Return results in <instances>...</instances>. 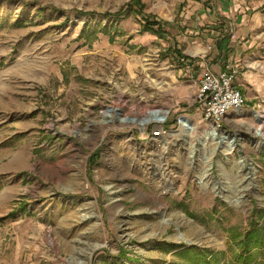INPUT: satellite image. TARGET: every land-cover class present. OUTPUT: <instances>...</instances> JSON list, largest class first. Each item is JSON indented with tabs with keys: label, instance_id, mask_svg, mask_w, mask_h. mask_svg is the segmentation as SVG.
<instances>
[{
	"label": "rangeland",
	"instance_id": "rangeland-1",
	"mask_svg": "<svg viewBox=\"0 0 264 264\" xmlns=\"http://www.w3.org/2000/svg\"><path fill=\"white\" fill-rule=\"evenodd\" d=\"M185 4L0 0V264L177 263L181 248L226 251L227 231L256 216L264 228V91L234 69L243 109L200 122L202 75L185 77L178 42ZM151 109L171 121L159 144L123 129Z\"/></svg>",
	"mask_w": 264,
	"mask_h": 264
},
{
	"label": "crops",
	"instance_id": "crops-1",
	"mask_svg": "<svg viewBox=\"0 0 264 264\" xmlns=\"http://www.w3.org/2000/svg\"><path fill=\"white\" fill-rule=\"evenodd\" d=\"M186 2L179 15L184 20L183 38L178 41L185 48L180 54L186 58L185 77L195 75L194 69L201 75L245 69L253 84L250 91H264V0ZM179 43L173 49L180 51ZM167 81L174 83V79Z\"/></svg>",
	"mask_w": 264,
	"mask_h": 264
},
{
	"label": "built area",
	"instance_id": "built-area-1",
	"mask_svg": "<svg viewBox=\"0 0 264 264\" xmlns=\"http://www.w3.org/2000/svg\"><path fill=\"white\" fill-rule=\"evenodd\" d=\"M236 77L235 71H223L219 73L205 72L202 74L194 96L195 114L202 124H212L220 128L223 120L232 113L240 112L244 107V100L239 90L233 87V80ZM158 110L151 109L147 119L139 116L126 115L124 128L128 133H133V128L142 129L138 139H148L153 144H159L164 137L169 135L171 121L164 115L162 119H155ZM166 114V113H165ZM181 119H186L188 124H193L190 118L182 115L177 119L180 124ZM137 126V127H136ZM173 126V125H172ZM181 126V124H180ZM151 127L144 137L146 129ZM182 129L184 127L181 126ZM188 130V129H184ZM137 134V133H133Z\"/></svg>",
	"mask_w": 264,
	"mask_h": 264
},
{
	"label": "trees",
	"instance_id": "trees-1",
	"mask_svg": "<svg viewBox=\"0 0 264 264\" xmlns=\"http://www.w3.org/2000/svg\"><path fill=\"white\" fill-rule=\"evenodd\" d=\"M160 31L159 28L157 32ZM258 220V216L252 218L243 233L227 231L228 244L224 252L212 253L195 247L181 248L173 254L178 262L171 261L168 264H264V228L258 224Z\"/></svg>",
	"mask_w": 264,
	"mask_h": 264
},
{
	"label": "bare ground",
	"instance_id": "bare-ground-1",
	"mask_svg": "<svg viewBox=\"0 0 264 264\" xmlns=\"http://www.w3.org/2000/svg\"><path fill=\"white\" fill-rule=\"evenodd\" d=\"M155 115H156L155 116V119H158V120L162 119L163 116H164L161 113L160 110H158ZM253 115H254V117H255L258 125H259L258 129L254 132V134L256 136L264 137V133L262 132V127L264 125V116L261 115L260 113H257V112H253ZM180 124H181L182 127H184V129H188L190 131H193L195 129L194 124H188V122H187L186 119H181L180 120ZM216 133H217L216 130L213 129V128H211L209 131H207L206 129H204L203 132H202V136H203L204 139H208V140H211V141H217V139H216ZM223 141L224 142L222 144L223 145L222 146V149H224V151L227 154H230L233 151V149H234V145H235L234 144V139H232L230 137L229 138L228 137H226V138L224 137L223 138ZM16 162L19 163L18 158H16ZM206 167H207V169L210 168V162L207 163V166Z\"/></svg>",
	"mask_w": 264,
	"mask_h": 264
}]
</instances>
